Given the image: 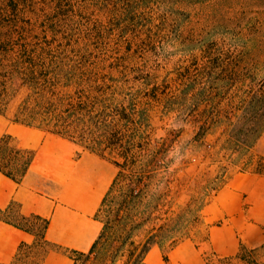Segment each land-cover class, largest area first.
<instances>
[{"label": "rangeland", "instance_id": "rangeland-1", "mask_svg": "<svg viewBox=\"0 0 264 264\" xmlns=\"http://www.w3.org/2000/svg\"><path fill=\"white\" fill-rule=\"evenodd\" d=\"M37 3L47 13L63 3L69 10L64 20L77 35L89 34L96 56L119 65L137 108L149 114L146 123L136 115L128 123L112 118L123 132L108 156L123 160L118 152L128 150L131 162L99 213L108 225L97 248L84 256L70 252L72 264H175L188 251L186 242H194L209 264H250L215 254L209 233L221 219L209 210L232 177L264 173L260 132L246 130L257 110L249 107L250 100L264 92V0ZM130 4L133 13L127 16ZM135 76L141 79L136 82ZM27 93L10 88L0 107V136L10 135L11 146L20 150L12 156L29 158L30 143L44 134L71 141L80 151L95 146L82 143L78 134L75 141L16 121ZM112 138L108 132L106 139ZM0 220L41 229V222H26L12 209H0ZM51 249L61 251L42 241L26 243L10 264H43ZM247 250L264 264V247Z\"/></svg>", "mask_w": 264, "mask_h": 264}, {"label": "trees", "instance_id": "trees-1", "mask_svg": "<svg viewBox=\"0 0 264 264\" xmlns=\"http://www.w3.org/2000/svg\"><path fill=\"white\" fill-rule=\"evenodd\" d=\"M132 8L130 4L126 9L127 16L133 13ZM68 14L69 10L63 3H56L47 13L37 0H0V107L8 102L10 88H26L28 93L19 106L16 121L71 140H75L78 134L84 140L82 143L89 140L95 145H86L87 150L117 166L118 173L102 202L101 211L123 168L131 162L128 150L118 152L123 160L108 156V151H115L113 145L122 139L120 132H123L113 124L112 118L128 123L135 122L136 115L137 121L146 123L149 114L147 108H137L135 98L128 91L124 71L119 65L108 64L105 57L96 56L90 47L89 34L77 35L73 25L64 20ZM140 79V76H135L134 81ZM249 107H257V110L252 125L246 130L260 132L256 137L258 140L264 132V92L253 95ZM108 132L116 140L108 141ZM10 141V135L0 136V171L20 181L34 154L25 160L12 156L13 152L17 154L20 150L11 146ZM96 145H104V148ZM11 166H15V170L9 169ZM22 219L41 222L40 231H34L29 225L4 221L33 233L35 243H49L45 238L48 219L34 214L22 216ZM107 225L108 222L104 223L99 239ZM98 240L90 253L97 248ZM23 245L26 243L20 247ZM71 252L86 255V252ZM130 254V257H135L134 251ZM236 257L250 264H260L248 256L245 247Z\"/></svg>", "mask_w": 264, "mask_h": 264}, {"label": "crops", "instance_id": "crops-1", "mask_svg": "<svg viewBox=\"0 0 264 264\" xmlns=\"http://www.w3.org/2000/svg\"><path fill=\"white\" fill-rule=\"evenodd\" d=\"M30 145L34 158L20 181L0 171V209L48 219L45 238L61 251L48 250L43 264H72L70 252L90 251L103 231L100 207L117 166L57 135L44 134ZM258 146L264 152V132ZM212 205L210 213L221 219L209 233L216 255L229 258L242 247H264V173L235 175ZM35 240L33 233L0 220V264H10L22 243ZM186 248L175 264H209L194 242Z\"/></svg>", "mask_w": 264, "mask_h": 264}]
</instances>
